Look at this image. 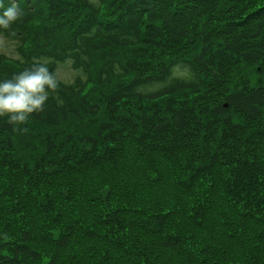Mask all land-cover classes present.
Wrapping results in <instances>:
<instances>
[{
	"label": "trees",
	"instance_id": "obj_1",
	"mask_svg": "<svg viewBox=\"0 0 264 264\" xmlns=\"http://www.w3.org/2000/svg\"><path fill=\"white\" fill-rule=\"evenodd\" d=\"M0 264H264V0H0ZM71 65V81L58 77Z\"/></svg>",
	"mask_w": 264,
	"mask_h": 264
},
{
	"label": "clouds",
	"instance_id": "obj_2",
	"mask_svg": "<svg viewBox=\"0 0 264 264\" xmlns=\"http://www.w3.org/2000/svg\"><path fill=\"white\" fill-rule=\"evenodd\" d=\"M22 16L16 3L0 11V29H7ZM57 79L47 65L35 60L10 77H0V116H7L9 123L22 124L28 114L38 112L57 87Z\"/></svg>",
	"mask_w": 264,
	"mask_h": 264
},
{
	"label": "rangeland",
	"instance_id": "obj_3",
	"mask_svg": "<svg viewBox=\"0 0 264 264\" xmlns=\"http://www.w3.org/2000/svg\"><path fill=\"white\" fill-rule=\"evenodd\" d=\"M15 44L10 39L0 37V53L6 54L7 56H16V49ZM57 75L60 79L65 81H71L74 76L76 75V72L71 67V65H60L57 70Z\"/></svg>",
	"mask_w": 264,
	"mask_h": 264
}]
</instances>
